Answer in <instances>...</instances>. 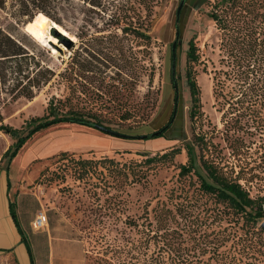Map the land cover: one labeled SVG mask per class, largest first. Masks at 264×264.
<instances>
[{
	"label": "rangeland",
	"instance_id": "374dc122",
	"mask_svg": "<svg viewBox=\"0 0 264 264\" xmlns=\"http://www.w3.org/2000/svg\"><path fill=\"white\" fill-rule=\"evenodd\" d=\"M180 1L157 0L149 16L143 9L137 11L139 22H143L138 30L147 37L133 35L126 23L121 22L116 28L105 15L80 12V5L74 2L65 13L62 26L59 25L63 32L58 35L64 37L65 43L58 42L52 28L45 29L44 14H36L23 31L22 23L28 19L19 17L16 7L9 6L8 1L0 9V25L13 35L21 34L30 52L41 54L43 62L55 72L65 66L61 60L71 56L68 44H74L73 49L79 46L81 39L76 34L83 33L81 38L101 36L106 45L121 51L125 60L122 67L110 66L106 72L113 78L116 73L123 77L127 92L122 101L129 107L130 117L111 126H144L120 132L148 136L172 116L170 127L162 134L145 139L117 138L89 126L58 123L40 129L21 145L7 163L8 193L17 201L12 204L19 209L21 234L30 247L34 264H84V253L93 244L94 235H114L116 228H124L123 222L129 220L136 222L139 230L133 229L129 234L145 240L146 257L148 261L154 259L152 264H215L217 258L230 255L237 248V240L245 236L243 219L201 191L194 174L182 175L179 170V165L187 161L183 145L191 142L198 164L202 153L211 157L210 152L215 155L219 151L222 159L217 161L226 176H238L250 196L264 195V170L256 167L260 163L254 153L256 147H250V154L233 155L221 139L222 124L211 94L210 72L218 60V32L208 17L219 0H184L176 16ZM15 19L20 24L16 25ZM121 27L126 31H121ZM48 35L55 38V43H48ZM40 36L46 44L36 40ZM190 42L201 62L193 68L200 92L198 105L193 104L186 82ZM55 82L53 79L36 90L31 100L20 98L2 107L4 123L19 128L24 120L41 115L51 96L65 94L63 86ZM191 112L195 113L192 117ZM201 138L209 146V153L201 152ZM13 142L0 132V215L2 198L6 205L2 155ZM209 144L215 145V151ZM171 148H180L181 152L142 163L145 158ZM62 152L68 156L62 157ZM70 157L92 161L82 180L74 175L77 166ZM104 157L116 163H97ZM240 168L244 171L240 172ZM39 210L45 212L47 225L33 231L30 222ZM4 225L10 228L6 222H0V229H5ZM12 235L14 239L7 236L8 240H0V248L15 247L16 253L0 252V264H30L20 235L18 242ZM261 238L264 240V233Z\"/></svg>",
	"mask_w": 264,
	"mask_h": 264
},
{
	"label": "trees",
	"instance_id": "16d2710c",
	"mask_svg": "<svg viewBox=\"0 0 264 264\" xmlns=\"http://www.w3.org/2000/svg\"><path fill=\"white\" fill-rule=\"evenodd\" d=\"M8 1L9 6L16 7L18 16L26 17L29 22L36 14L42 13L60 26L65 13L77 2L80 12L85 10L105 15L116 28H119L121 22L126 23L133 35L147 37L138 30L143 22H139L136 13L143 9L149 16L157 0H0V9L5 8ZM208 17L218 32V60L212 64L210 72L211 94L222 124L221 139L231 148L233 155L250 154V147L255 146L254 153L260 159L256 167L264 170V0H219L208 12ZM14 22L18 25L21 21L15 19ZM121 31H126V28L121 27ZM82 34H76V38L81 39L78 47L73 49L74 44H68L71 56L67 60L62 59L65 66L55 72L43 62L41 54L30 52L21 34L13 35L0 25V132L14 140L2 155L5 159L2 175L5 176L6 192L10 187L6 172L8 161L40 129L58 123H77L94 129L96 126H104L119 132L144 126L126 129L111 126L120 125L130 117V109L122 101L127 92L123 77L116 73L117 77L113 78L106 72L110 66L120 69L125 61L124 56L117 48L106 45L103 37L81 38ZM57 38L58 42L65 43L63 36L57 35ZM186 57L189 67L187 87L193 104L198 105L200 92L193 68L201 62L192 42L189 43ZM53 79L58 86H63L65 94L51 96L43 113L24 120L19 128L4 123L2 107L20 98L31 100L36 90ZM108 113L111 116L106 117ZM194 115L191 112L190 116ZM171 121L172 116L159 130L169 128ZM200 141L201 152L209 153L207 143L202 138ZM209 145L215 151V145ZM183 149L187 161L179 165L180 173L194 174L201 191L213 196L243 219L245 236L238 238L237 248L234 247L230 255L217 258L215 264H264V240L261 238L264 230L260 227L264 218V195L252 197L239 182L238 176L234 179L226 176L217 161L222 159L219 151L215 155L210 152L208 155L211 157L203 156L202 153L198 164L194 144L187 142ZM180 152V148H171L162 154L145 158L142 163L175 156ZM60 155L68 156L65 152ZM70 161L77 166L73 173L78 180L88 175L91 160H75L70 157ZM97 163L116 162L104 157ZM242 171L244 169L240 168ZM8 204L15 229L20 235V243L25 246L30 264H34L30 247L12 211V203L9 201ZM167 212L172 213L170 210ZM123 225L124 228L120 230L116 228L114 235L108 232L94 235L93 244L84 253V264H152L154 259L148 261L146 257L145 240L134 239L129 234L133 229L139 231L138 224L129 220L123 222ZM141 232L145 234V230ZM5 251H13V248L0 249V252Z\"/></svg>",
	"mask_w": 264,
	"mask_h": 264
},
{
	"label": "crops",
	"instance_id": "0c3cea01",
	"mask_svg": "<svg viewBox=\"0 0 264 264\" xmlns=\"http://www.w3.org/2000/svg\"><path fill=\"white\" fill-rule=\"evenodd\" d=\"M9 183H10V181H9ZM4 194H5V199H6V205H4L3 198H2V208H1L0 222H6L10 226V228L9 229H6V225H4L5 229H0V240H1V242L3 240H6V238L8 240V237L7 236H10L11 238L14 239V236L12 235V234H14L15 237H16V240L18 242L19 235L15 231L16 229H15V226H14V223H13V219L11 218L10 213H9V209L10 208H9V204H8L9 201L11 203H13V204L15 202L17 203V201H14L11 198V196H10L11 195V192H9V193L6 192V188L4 189ZM13 204L11 205L12 211L14 212V214L16 216V219H17L18 223L20 224L19 217H18L19 209H18V207H14ZM27 222H30V221H27ZM0 249H5V248H0ZM16 250H17V248L14 247L12 253L15 254L16 253Z\"/></svg>",
	"mask_w": 264,
	"mask_h": 264
},
{
	"label": "water",
	"instance_id": "95a60500",
	"mask_svg": "<svg viewBox=\"0 0 264 264\" xmlns=\"http://www.w3.org/2000/svg\"><path fill=\"white\" fill-rule=\"evenodd\" d=\"M184 3V0H181L179 2V5L176 9V16H178L179 14V11L182 7ZM29 22V21H27ZM26 22V23H27ZM23 24V31L24 30V26L25 24ZM52 31L54 32V36H57L59 33L53 28ZM178 32H176V39L178 38ZM61 35V34H60ZM175 41L171 44V49H172V66L174 65V62H175V53H174V49H175ZM174 86L176 87V84L174 83ZM96 130L104 133V134H107L109 136H112V137H117V138H123V139H145L147 136L146 135H132V134H126V133H122V132H119V131H116V130H113V129H110V128H107V127H104V126H96L95 127ZM162 130H158V131H155L153 132L151 135L154 136L156 134H159L161 133ZM260 227L264 230V220L260 223Z\"/></svg>",
	"mask_w": 264,
	"mask_h": 264
},
{
	"label": "bare ground",
	"instance_id": "6f19581e",
	"mask_svg": "<svg viewBox=\"0 0 264 264\" xmlns=\"http://www.w3.org/2000/svg\"><path fill=\"white\" fill-rule=\"evenodd\" d=\"M43 25H44V27H45V29L46 30H50L51 28L53 29H55L57 32H59V33H62L63 32V29H62V27H60L58 24H56L54 21H52V20H50L49 18H47V17H45L44 19H43ZM48 37V43L49 42H53V43H55V38H53L51 35H48L47 36ZM40 44L41 43H45L46 44V40L45 39H43V37L42 36H40V37H37V39H36ZM42 45V44H41Z\"/></svg>",
	"mask_w": 264,
	"mask_h": 264
},
{
	"label": "built area",
	"instance_id": "2783aa9c",
	"mask_svg": "<svg viewBox=\"0 0 264 264\" xmlns=\"http://www.w3.org/2000/svg\"><path fill=\"white\" fill-rule=\"evenodd\" d=\"M47 225V217L44 211L39 210L36 212L33 220L30 222V228L33 231L42 230Z\"/></svg>",
	"mask_w": 264,
	"mask_h": 264
},
{
	"label": "flooded vegetation",
	"instance_id": "af4514ba",
	"mask_svg": "<svg viewBox=\"0 0 264 264\" xmlns=\"http://www.w3.org/2000/svg\"><path fill=\"white\" fill-rule=\"evenodd\" d=\"M175 88V90H176V87H174ZM176 102H177V92L175 91V106H176ZM165 130H163V132H164Z\"/></svg>",
	"mask_w": 264,
	"mask_h": 264
}]
</instances>
